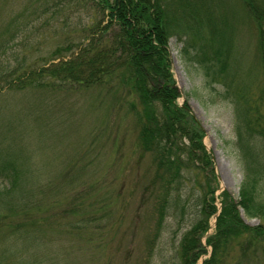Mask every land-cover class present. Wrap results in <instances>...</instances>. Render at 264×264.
Masks as SVG:
<instances>
[{
  "label": "trees",
  "instance_id": "obj_1",
  "mask_svg": "<svg viewBox=\"0 0 264 264\" xmlns=\"http://www.w3.org/2000/svg\"><path fill=\"white\" fill-rule=\"evenodd\" d=\"M31 1H50L55 2L54 5H62L65 1L78 5L90 3L94 11L92 21L77 23L79 32H72L79 35L65 37V48L53 52L52 59H59L58 62L39 65L24 57L13 67L0 63L1 90L96 88L98 99L104 100L101 105L106 117L117 111L131 120V128L137 130L138 155L150 157L152 176L148 191L155 200L157 221L153 238H157L169 207L177 210L176 215L179 213L180 217L188 209L189 215L196 219L180 238L177 264H199L201 257L207 255V246L211 253L202 264H258L259 260H264V225H246L238 211L241 208L249 219L264 220V0H232L236 15L247 21L254 34L257 51L254 62L258 59L259 64L256 63L253 92L247 90L244 83H239L235 89L222 81V74L227 76L233 42L229 36L226 39L213 22V9L220 0ZM7 3L0 0L1 11ZM99 12L101 20L98 21ZM67 26L63 20L61 28ZM9 32L8 28L0 30V57L18 31ZM7 35H11L10 39ZM173 36L188 38L183 51L189 53L186 47L193 50L194 61L213 84L226 85V94L235 104L236 149L244 173L239 199L234 201L226 193L221 194L215 230L206 237L205 246L200 238L218 212L213 197L216 175L212 157L201 141L198 122L186 104L180 106L177 102L180 93L174 85L168 52V42ZM62 51L70 52L69 57H59ZM206 51L211 56L204 55ZM190 59L188 56L187 60ZM211 60L217 70L210 69L212 65L207 62ZM249 80L246 76V82ZM128 128L122 121L119 128L114 129V135L124 140ZM66 171L57 184L69 183L74 187L72 190L78 188L77 191L67 196L58 190L57 184L48 187L49 199L45 204L42 193L35 199L34 191L25 200L17 198L24 181L21 168L10 158L2 162L0 176L9 179V186L0 191V203L7 209L0 214V231L5 230L6 234L33 244L45 232L68 234L73 241L87 235L90 228L87 224H95L96 220L81 213L85 201L80 195L82 184L70 180ZM189 185L197 193L195 203L183 197ZM80 214L83 216L75 219ZM232 248L236 251L233 255ZM0 264L23 263L15 254L2 253Z\"/></svg>",
  "mask_w": 264,
  "mask_h": 264
},
{
  "label": "rangeland",
  "instance_id": "obj_2",
  "mask_svg": "<svg viewBox=\"0 0 264 264\" xmlns=\"http://www.w3.org/2000/svg\"><path fill=\"white\" fill-rule=\"evenodd\" d=\"M6 2L5 10L0 9V30L8 28V33L18 32L0 57L4 66L18 65L24 57L39 65L58 62L59 59H52L53 52L65 48L66 36H78L79 33L72 32L78 31L77 23H89L94 13L90 3ZM215 6L213 22L226 39L229 36L233 42L227 76L223 73L222 81L235 89L239 83H244L247 90L253 92L256 63L259 64L258 59L254 62L257 56L254 34L247 21L236 15L232 0H220ZM63 20L69 27L61 28ZM97 20H101L100 12ZM186 41L187 37L173 36L168 42L171 74L180 93L177 102L188 106L202 131L201 141L212 157L216 175L214 205L220 211L222 193L234 201L239 199L244 174L236 149L235 104L226 94V85L213 84L194 61L193 50L186 47L189 53L183 51ZM201 45H205L202 40ZM69 54L62 51L59 57L68 58ZM206 54L211 56L209 51L204 52ZM188 56H191L189 61ZM207 63L212 65L211 70H217L212 60ZM98 97L96 88L56 91L29 88L22 92L0 88V164L10 158L21 168L24 181L17 198L25 200L34 191L35 199L42 193L46 204L47 188L55 186L67 169V177L82 184L80 195L85 201L81 213L96 220L95 224H87L88 236L84 234L76 241L68 234L45 232L33 244L1 230L0 254H15L23 264H177L180 238L196 219L189 215L188 209L180 217L179 213L176 215L177 210L169 207L157 238H153L157 221L155 200L149 194L148 185L152 176L150 157L138 155L137 130L131 128V120L117 111L106 117L101 105L104 100ZM114 115L117 116L111 118ZM122 121L130 127L124 140L114 135V129L117 130ZM8 186L9 179L0 176V191ZM72 187L69 183L57 184L58 190L67 196L78 189L72 190ZM190 187L183 188L186 194L183 197L195 203L197 193ZM6 211L0 203V214ZM238 211L246 225H264V220L249 219L241 208ZM79 216L75 219L83 214ZM209 225L200 238L204 246L206 237L214 233V217ZM206 249L207 258L211 248ZM230 253L233 255L236 251L232 248ZM258 264H264V260H259Z\"/></svg>",
  "mask_w": 264,
  "mask_h": 264
}]
</instances>
